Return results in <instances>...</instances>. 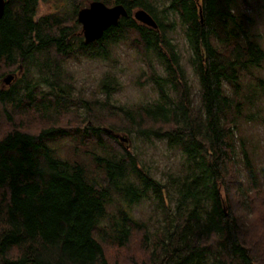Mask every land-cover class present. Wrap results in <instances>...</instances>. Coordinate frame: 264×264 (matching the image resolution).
Wrapping results in <instances>:
<instances>
[{"label":"trees","instance_id":"obj_1","mask_svg":"<svg viewBox=\"0 0 264 264\" xmlns=\"http://www.w3.org/2000/svg\"><path fill=\"white\" fill-rule=\"evenodd\" d=\"M49 1L6 0L0 16V264H264L233 198L238 190L247 210L255 200L244 188L260 190L264 209L259 144L237 141L239 116L264 98L261 78V92L244 98L241 73L264 61L245 29V0H100L122 4L127 16L93 42L80 34L77 13L94 0H68L71 12H58L61 5L40 14ZM139 8L157 28L134 17ZM171 16L190 50L197 102ZM123 42L145 62L138 81L151 84L148 101L113 99L123 81L111 69L99 79L101 100L79 88L66 66L110 61ZM24 118L46 124L30 128ZM247 118L259 121L254 111ZM117 131L177 149V167L160 179ZM65 140L72 149L63 156ZM239 161L249 177L242 185L233 178L241 180ZM146 199L148 218L135 212ZM261 231L259 223L254 233ZM109 246L120 249L118 262Z\"/></svg>","mask_w":264,"mask_h":264},{"label":"rangeland","instance_id":"obj_2","mask_svg":"<svg viewBox=\"0 0 264 264\" xmlns=\"http://www.w3.org/2000/svg\"><path fill=\"white\" fill-rule=\"evenodd\" d=\"M85 4L89 3L84 1L82 5ZM57 7H60L59 10H57L58 12L63 11V9L64 11L71 12L73 9V5H71L68 0L66 2L65 0H51L49 2L41 3L39 13H52L56 11ZM241 8L242 10L248 12L249 16L248 25L245 26V29L254 35L257 42L261 44L262 48L264 49V0L241 1ZM171 17L174 18L175 22V28L172 30L171 34L175 37V40L179 44V48L182 53L183 64L187 69L189 79L192 83L194 101L197 102L199 101L197 92L199 83L188 61L190 50L178 16ZM79 32H81V28L79 29ZM144 64L145 62L136 48H134L130 42H123L122 44L115 47L113 59L110 61L87 58L79 60L73 59L68 60L66 66L74 74L76 84L79 88L83 89L86 93H91L94 90L96 93L95 95L101 100L104 99V95L101 94L98 86L99 79L104 74L105 70H113L123 81V86L119 91L113 94V99L116 98L120 103L133 104L136 102L148 101L154 97V91L151 89V84L145 82L144 79H140V82L138 81V77L141 75L143 69H145ZM241 78L243 80L245 89V100H247L246 98L253 92L255 93V96H257V94L261 92V87L257 86L259 78L264 79V61L260 67H254L251 72L243 71L241 73ZM252 111L256 112V116L258 117L259 121H248L247 115ZM24 120V124L28 125L30 128H32L33 125L39 124V127L41 124H46L44 121L39 123L38 121L32 119L26 120L24 118ZM238 121L240 124L238 126L239 137L237 141L240 143V137H243V139H245V141L248 143L247 145H249V147L252 145L251 142H257L259 144L258 150L260 151L261 156V161L259 160L261 164L260 172L263 175L262 179L264 180V98L256 97L255 105L252 107H249L248 104L244 109V113L239 116ZM103 126L108 127L106 124ZM117 133L125 137L123 142L127 144V147L130 150L136 151L144 162L150 164L152 170L160 179L165 180V173L177 167V163L181 158V153L177 149L170 148L166 143L158 140L151 142L142 137L135 138L134 135H130V133L124 131H117ZM119 134L118 137H121ZM69 143H71L70 140H65L61 143V154L63 153V156L65 153L70 154L71 152L72 148ZM237 150L239 154V144ZM236 167L240 172L241 180L239 179L238 175L232 176L234 179H238L237 184L242 185L243 182L247 183V179L249 180V177L246 174L243 163L239 161L236 164ZM250 188L251 187H245L243 193L245 189H247L255 202L253 203V206H250V208L247 210L241 202L242 195H240L238 190H234L233 198L236 202L237 209L239 208V214H242L246 223L251 224L243 228V234L247 239L249 246H253V248L256 250L255 254L257 256L264 257V209L262 211L261 207L263 204L261 203L259 196L261 191L255 189H251L250 191ZM245 198H247L246 195ZM152 207V201L146 199L137 207H135V212L138 215L141 214L143 217L148 218L151 214ZM259 223L262 224V231L258 234V236H256L254 233V227H256V225ZM131 243L138 245V242L135 239ZM108 248L110 260L118 262V260L121 259L119 258L120 249L110 246ZM134 251L138 254L141 252L139 245L138 247L134 248Z\"/></svg>","mask_w":264,"mask_h":264},{"label":"water","instance_id":"obj_3","mask_svg":"<svg viewBox=\"0 0 264 264\" xmlns=\"http://www.w3.org/2000/svg\"><path fill=\"white\" fill-rule=\"evenodd\" d=\"M6 0H0V16L5 11ZM121 16H127V11L122 4L107 5L100 0L91 1L87 6L81 7L77 13V20L81 24V32L85 42L99 40L104 32L116 25ZM134 17L140 22L157 28L154 18L143 8L135 10ZM13 75L8 74L4 81L9 83ZM125 139V138H124Z\"/></svg>","mask_w":264,"mask_h":264}]
</instances>
